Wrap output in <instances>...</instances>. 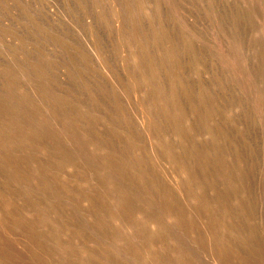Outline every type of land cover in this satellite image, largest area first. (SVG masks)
Listing matches in <instances>:
<instances>
[{
    "label": "rangeland",
    "instance_id": "1",
    "mask_svg": "<svg viewBox=\"0 0 264 264\" xmlns=\"http://www.w3.org/2000/svg\"><path fill=\"white\" fill-rule=\"evenodd\" d=\"M0 264H264V0H0Z\"/></svg>",
    "mask_w": 264,
    "mask_h": 264
}]
</instances>
